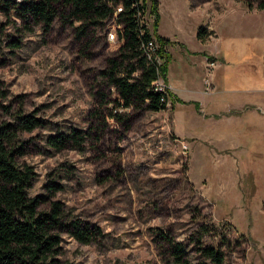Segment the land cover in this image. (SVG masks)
I'll list each match as a JSON object with an SVG mask.
<instances>
[{"label": "rangeland", "instance_id": "374dc122", "mask_svg": "<svg viewBox=\"0 0 264 264\" xmlns=\"http://www.w3.org/2000/svg\"><path fill=\"white\" fill-rule=\"evenodd\" d=\"M262 3L159 0L177 99L159 111L118 107L116 118L117 91L101 75L122 44L115 17L82 38L77 21L58 17L46 31L0 12V122L44 121L17 131V163L34 171L28 193L50 197L40 209L60 201L67 220L96 231L88 243L62 231L61 263L178 264L171 240L192 262L213 245L223 264H264ZM147 21L153 29L154 16ZM72 129L86 135L81 146L48 144Z\"/></svg>", "mask_w": 264, "mask_h": 264}, {"label": "trees", "instance_id": "16d2710c", "mask_svg": "<svg viewBox=\"0 0 264 264\" xmlns=\"http://www.w3.org/2000/svg\"><path fill=\"white\" fill-rule=\"evenodd\" d=\"M259 8H264V3ZM0 12L18 18L26 28L31 29L30 25L37 23L46 31L58 17L77 21L76 29L82 38L89 35L91 28L102 27L106 20L115 17L122 44L101 71L102 77L117 91V98L112 99L115 111L111 116L120 115L118 107L163 110L169 100L177 99L166 78L171 60L167 45L172 40L158 32L159 0H0ZM147 15L154 16L153 29ZM205 34V27L199 26L198 37ZM149 41L157 44L151 56L146 49ZM19 43L13 42L12 46L18 47ZM159 78L165 82L164 89L155 85ZM43 123L34 115H18L16 122H0V264H64L57 258L62 231L84 243L96 234L77 218L67 220L60 201L53 200L49 209H40L50 197L47 194L31 197L28 193L34 171L30 165L17 163V155L25 152L23 144H17V131L33 130ZM85 138L81 129H72L49 134L47 142L62 149L70 142L81 146ZM46 187L53 193L59 188L54 181H49ZM169 244L178 264H223L225 260V252L213 245L199 246L200 259L192 262L180 242L169 240Z\"/></svg>", "mask_w": 264, "mask_h": 264}, {"label": "built area", "instance_id": "2783aa9c", "mask_svg": "<svg viewBox=\"0 0 264 264\" xmlns=\"http://www.w3.org/2000/svg\"><path fill=\"white\" fill-rule=\"evenodd\" d=\"M157 44L154 42V41H149L148 42V45H147V52L149 54V56L152 55V53L154 52L155 48H156ZM158 89H161V88H158ZM164 89V88H162Z\"/></svg>", "mask_w": 264, "mask_h": 264}, {"label": "crops", "instance_id": "0c3cea01", "mask_svg": "<svg viewBox=\"0 0 264 264\" xmlns=\"http://www.w3.org/2000/svg\"><path fill=\"white\" fill-rule=\"evenodd\" d=\"M163 35V34H162ZM165 36V35H164ZM167 37V36H166ZM172 40V39H171Z\"/></svg>", "mask_w": 264, "mask_h": 264}]
</instances>
